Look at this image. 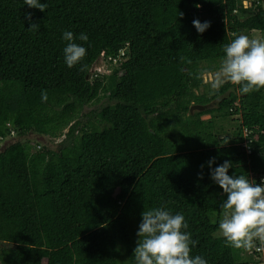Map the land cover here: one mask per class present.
I'll use <instances>...</instances> for the list:
<instances>
[{
  "label": "trees",
  "instance_id": "trees-1",
  "mask_svg": "<svg viewBox=\"0 0 264 264\" xmlns=\"http://www.w3.org/2000/svg\"><path fill=\"white\" fill-rule=\"evenodd\" d=\"M244 1L41 0V11L0 0V143L15 138L0 151V264H134L142 213L160 207L185 216L192 256L264 264L253 248L226 246V195L207 166L229 160V175L264 179V89L243 95L226 82L201 93L226 44L264 35L263 0ZM195 19L211 27L200 34ZM65 30L89 36L75 41L82 65L64 63ZM121 50L110 72L89 76ZM103 98L114 103L79 119ZM44 134L63 141H45L35 169L26 149Z\"/></svg>",
  "mask_w": 264,
  "mask_h": 264
},
{
  "label": "clouds",
  "instance_id": "clouds-1",
  "mask_svg": "<svg viewBox=\"0 0 264 264\" xmlns=\"http://www.w3.org/2000/svg\"><path fill=\"white\" fill-rule=\"evenodd\" d=\"M24 3L41 11L45 8L41 0H24ZM28 18L31 19L30 15ZM193 26L198 33L203 34L211 24L195 19ZM33 29H39V25L31 24L29 30ZM62 39L67 42L63 49L66 66L72 68L82 65L87 49L75 41L78 39L87 43L88 34L81 32L76 35L65 30ZM223 51L225 55L214 87L228 82L238 86L237 92L243 95L264 89V40L240 34L226 44ZM41 99L46 101L47 96L42 94ZM227 143H221V146ZM214 165L215 158L207 162L212 181L226 195L220 204L223 214L218 224V231L224 237L226 246L251 249L257 242L264 244V179L257 183L248 175H229L230 169L234 167L229 160ZM188 229L189 225L182 213L173 214L166 207L143 211L132 258L134 264H208L202 256L191 255L198 241L192 238Z\"/></svg>",
  "mask_w": 264,
  "mask_h": 264
},
{
  "label": "rangeland",
  "instance_id": "rangeland-1",
  "mask_svg": "<svg viewBox=\"0 0 264 264\" xmlns=\"http://www.w3.org/2000/svg\"><path fill=\"white\" fill-rule=\"evenodd\" d=\"M250 5H251V1H249V0H245L244 1V6L245 7H249ZM242 34L248 35L250 38H253V39L264 40V35H262L260 32H257V31H251V32L250 31H246V32H243ZM101 59L99 60V62L96 65L101 64V62H100ZM218 64H219V67H218V69L215 72H212L210 74H206L204 76V81H205V85L206 86L205 87L203 86L201 88V93H207L208 95L209 94L211 95V94L215 93L221 87V86L214 87V84H215V82L217 80V74H218L219 68L221 66V62L218 63ZM110 65L111 64L109 62L102 61V64H101L102 72L103 73L110 72L111 71ZM113 102L114 101L113 100H110L109 98H103L99 103H97L95 105H86L81 110L80 118L79 119H81V121H83V120L86 119L85 116H84L85 113H87V114H90L91 113V115L93 116V113L94 112H96V113L97 112H100L101 109H102V107L106 106L108 103L113 104ZM210 117H211L210 115H205L202 118L206 120V119H209ZM234 118H238L239 119L240 118V115H237ZM224 124H225V126L227 128V131H226V133H223L222 136H225L226 134H229L231 136V134H233V132H231V130L234 129L235 127H233V125H230L228 122H225ZM33 138L34 137L31 136L30 137V140H33ZM62 139H63V137H59V138L55 139V142L57 140V142L60 143V141H63ZM49 143L52 144V145H56V143H54L53 141H51ZM59 143H57V144H59ZM43 145H44L43 142H42V144H39L37 142V140H36L35 143H31V145L29 147H27V149H26V152H28L29 158L30 159H34L33 162L35 164H34V167L33 168H35V169H38L39 168V162L43 158V151H44V148H43L44 146ZM30 173H31V171H30ZM31 180H32V176H31ZM33 181H34L33 184H32L33 185V189H34V191H37L40 188V186L36 184L34 178H33ZM252 253H254V247H253ZM246 254L247 255L248 254H251V252H246ZM254 256H256L257 258H260L261 257L256 252H255ZM248 257H250V256H248ZM236 259L239 261L240 256L237 255L236 256Z\"/></svg>",
  "mask_w": 264,
  "mask_h": 264
},
{
  "label": "water",
  "instance_id": "water-1",
  "mask_svg": "<svg viewBox=\"0 0 264 264\" xmlns=\"http://www.w3.org/2000/svg\"><path fill=\"white\" fill-rule=\"evenodd\" d=\"M263 4H264V0H263ZM97 63H95V65H94V67H93V69L91 70V72H90V77L92 76V75H94V73L96 72V69H97V65H96ZM114 103V102H113ZM210 107H212V105H207V106H201V105H194V106H192L191 107V112L192 113H194L195 111H203V110H205V109H207V108H210ZM13 139H15L13 136H12V138H5L1 143H0V151H4L5 149H6V147H8V145H10L11 143H12V140ZM36 140H37V142L38 143H44L45 141H49V142H51V141H53L54 143H59V142H57V140H56V142H55V138H52L51 136H49V135H40V136H38L37 138H36ZM27 140H22V142H26ZM61 142V141H60Z\"/></svg>",
  "mask_w": 264,
  "mask_h": 264
},
{
  "label": "built area",
  "instance_id": "built-area-1",
  "mask_svg": "<svg viewBox=\"0 0 264 264\" xmlns=\"http://www.w3.org/2000/svg\"><path fill=\"white\" fill-rule=\"evenodd\" d=\"M125 55V51H122L121 50V52H120V54L118 55V56H115V57H113V58H107L106 60H104V54L102 55V59H101V64H102V61H107V62H109L111 65L110 66H112L113 64H117L119 61H120V59L123 57ZM112 62V63H111ZM101 64H98L97 65V69H96V72H98V73H102V68H101ZM254 249H255V251L258 253V254H261V255H263L264 256V247L263 246H258V245H256L255 247H254Z\"/></svg>",
  "mask_w": 264,
  "mask_h": 264
}]
</instances>
